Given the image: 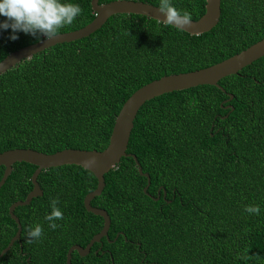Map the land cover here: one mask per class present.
<instances>
[{
    "label": "trees",
    "instance_id": "16d2710c",
    "mask_svg": "<svg viewBox=\"0 0 264 264\" xmlns=\"http://www.w3.org/2000/svg\"><path fill=\"white\" fill-rule=\"evenodd\" d=\"M130 1L159 6V0ZM70 2L83 11L59 34L95 17L90 0ZM172 3L193 21L205 12L206 0ZM220 8L218 24L199 36L116 14L87 37L16 63L0 74V154L104 150L122 105L138 89L220 63L264 37V0H221ZM11 34L0 32V62L43 40L18 32L12 41ZM218 85L223 91L201 85L139 109L126 153L135 155L150 185L144 193L147 179L131 157L104 175V189L90 204L107 212L108 240L85 257L74 251L72 264H264V57ZM35 170L15 163L0 188V252L17 231L9 207L25 200ZM3 172L0 166V180ZM37 182L42 196L14 210L20 238L0 264H66L70 247L84 248L102 229V218L83 206L97 186L91 172L66 165L42 171ZM53 198L64 215L55 230L44 219ZM247 205H258L260 214L245 212ZM36 224L44 235L28 243L26 229ZM246 250L252 259L240 258Z\"/></svg>",
    "mask_w": 264,
    "mask_h": 264
},
{
    "label": "water",
    "instance_id": "95a60500",
    "mask_svg": "<svg viewBox=\"0 0 264 264\" xmlns=\"http://www.w3.org/2000/svg\"><path fill=\"white\" fill-rule=\"evenodd\" d=\"M90 4L92 11L95 13V17L89 24L79 30L59 34L58 37L52 40L43 39L36 44L21 48L7 55L0 62V74L6 72L21 60L28 59L32 55L42 52L56 44L69 43L87 37L99 29L113 15L134 14L145 16L155 21H157L156 18L164 19L163 15L158 12V7L140 1L116 0L99 5L98 0H90ZM220 4L221 0H206L204 14L198 20L193 21L191 28L184 30V32L190 34L191 36H199L212 30L219 22L221 14ZM262 57H264V37L247 49L223 60L220 63L193 72L165 76L141 87L122 105L115 118L108 145L102 151L66 149L54 154H44L31 149H15L1 153L0 166L4 168V172L0 180V188L4 185L6 179L11 174L12 166L15 163L24 162L31 164L36 167V170L31 176L32 190L27 194L25 200L17 201L9 207L8 213L10 218L17 225V231L9 244L0 253V258L6 254L14 242L20 238L21 225L18 218L14 215V210L17 207L27 206L30 204L32 199L42 196V191L37 182L38 175L44 170L66 165L81 167L95 176L97 186L95 190L85 196L83 206L87 212L95 216H99L103 220L101 231L94 235L84 248L78 245H74L69 248L66 254V264H72L71 255L74 251L77 252L80 257H85L90 253V250L95 243H100L102 238H106L108 240L107 233L110 227V218L106 211L100 208L92 207L90 204L91 201L95 197L99 196L104 189V175L114 169L122 158L131 157L138 166L139 175L147 179V185L143 189L144 193H146L150 185L149 175L142 172V168L139 166L135 155L126 153L130 135L134 126V120L139 109L145 104V102L156 97L201 85L214 86L223 91V89L218 85L220 80L228 76L237 75L243 68L251 65L253 62L261 59ZM228 95L229 100H231L233 96L231 94ZM228 107H225V109ZM88 160H94L95 162L88 165L85 163V161ZM147 196L152 198L148 194ZM158 198L159 193L156 200ZM117 237L118 235L116 238Z\"/></svg>",
    "mask_w": 264,
    "mask_h": 264
},
{
    "label": "clouds",
    "instance_id": "9594fccd",
    "mask_svg": "<svg viewBox=\"0 0 264 264\" xmlns=\"http://www.w3.org/2000/svg\"><path fill=\"white\" fill-rule=\"evenodd\" d=\"M157 10L164 17V19L156 18L157 22H162L165 26H172L180 31L192 26V14L175 7L172 0H159ZM82 11L79 4L72 3L70 0H0V17H4L3 20H0V32L11 29L12 34L9 39L12 41L19 39L16 34L18 32L31 35L37 40H41V38L52 40L59 36L62 28L72 25ZM128 34L125 33V35ZM94 162V160L85 161L88 165ZM50 203L51 213L46 215L44 219L48 221L49 228L55 230L59 227L56 221L63 220L64 215L57 206L59 204L58 198H53ZM244 211L259 215L260 207L247 205ZM26 233L27 242L33 243L43 237L44 230L42 225L36 224L29 226ZM247 252L248 250L240 258L252 259L253 256L248 255Z\"/></svg>",
    "mask_w": 264,
    "mask_h": 264
},
{
    "label": "flooded vegetation",
    "instance_id": "af4514ba",
    "mask_svg": "<svg viewBox=\"0 0 264 264\" xmlns=\"http://www.w3.org/2000/svg\"><path fill=\"white\" fill-rule=\"evenodd\" d=\"M157 195H158V192H157ZM10 241H11V240H10ZM10 241H9V242H10ZM8 244H9V243H8ZM4 249H5V248H4ZM4 249H3V250H4ZM10 249H11V248H10ZM10 249H9V250H10ZM1 252H2V251H1ZM1 252H0V253H1Z\"/></svg>",
    "mask_w": 264,
    "mask_h": 264
}]
</instances>
